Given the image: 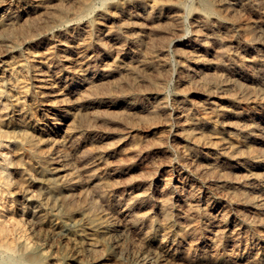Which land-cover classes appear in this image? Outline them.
Segmentation results:
<instances>
[{"label":"bare ground","instance_id":"obj_1","mask_svg":"<svg viewBox=\"0 0 264 264\" xmlns=\"http://www.w3.org/2000/svg\"><path fill=\"white\" fill-rule=\"evenodd\" d=\"M128 245L264 264V0H0V264Z\"/></svg>","mask_w":264,"mask_h":264},{"label":"rangeland","instance_id":"obj_2","mask_svg":"<svg viewBox=\"0 0 264 264\" xmlns=\"http://www.w3.org/2000/svg\"><path fill=\"white\" fill-rule=\"evenodd\" d=\"M171 83H172V82H171ZM171 83H170V90H172V87L175 86V85H174V84H175L174 82H173L172 84H171ZM125 86H126V85H124V88H123L124 90H125V89H129L128 86H126V88H125ZM122 87H123V86H122ZM120 89H121V90H119L120 93H122V92L125 93V91H124L122 88H120ZM127 92H128V91H127ZM173 150H174V148L171 149L173 155L177 156V151H176V149H175L174 151H173ZM247 214H248V215H246V216H248V218H247V217H246V218L248 219V221L252 218V219L249 221L250 223H251L252 221H255V220H256V217H254L255 214H251V213H247ZM249 214H250V215H249ZM249 216H250L251 218H250ZM253 218H254V219H253ZM252 223H253V222H252ZM252 223H251V224H252ZM249 227H250V228H249ZM249 227H248V229H250L251 231L254 230V227H251V226H249ZM133 238H134V237H132V235L129 236V241H130L131 243H134V242L136 241V240H135L136 238H134V239H133ZM133 240H134V241H133ZM134 244H138V243L135 242ZM132 246H133V245H128V246H127L128 248H126L125 250H123V251L119 254L120 256H122V257H121L122 259L124 258L123 260H125V261H127V262H129V263H132V264H133V263H135V264H139V263L142 264V263H147V261L150 262V258H149V257H148L147 259L141 257V256H144L143 253H142V252H138V250L135 249V248H133L134 246H133V247H132ZM130 247H131L132 249H131ZM130 250H131L133 253L130 252ZM134 250H135V251H134ZM126 252H127V253H126ZM136 252H137V253H136ZM131 253H132V254H131ZM130 254H131L132 257L130 256ZM141 254H142V255H141ZM128 255H129V256H128ZM130 257H131V258H130ZM135 257H136V258H135ZM142 258H143V259H142ZM140 259H141V260H140ZM144 259H145V261H144ZM137 260H138V261H137ZM142 260H143L144 262H143ZM135 261H136V262H135ZM140 261H141V262H140Z\"/></svg>","mask_w":264,"mask_h":264}]
</instances>
